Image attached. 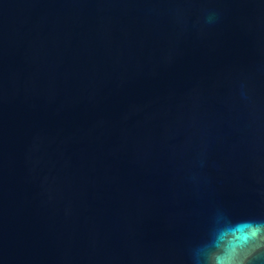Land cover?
Returning <instances> with one entry per match:
<instances>
[{
	"label": "water",
	"instance_id": "1",
	"mask_svg": "<svg viewBox=\"0 0 264 264\" xmlns=\"http://www.w3.org/2000/svg\"><path fill=\"white\" fill-rule=\"evenodd\" d=\"M0 264H264V0H0Z\"/></svg>",
	"mask_w": 264,
	"mask_h": 264
}]
</instances>
